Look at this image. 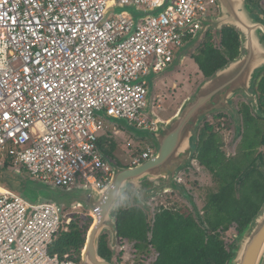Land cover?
Returning a JSON list of instances; mask_svg holds the SVG:
<instances>
[{"label":"built area","instance_id":"2783aa9c","mask_svg":"<svg viewBox=\"0 0 264 264\" xmlns=\"http://www.w3.org/2000/svg\"><path fill=\"white\" fill-rule=\"evenodd\" d=\"M160 2L0 0V159L49 184L104 189L113 177L99 145L108 119L154 128L143 114L148 82L139 79L168 67L197 20L218 9L216 0H173L132 34L128 15L107 17L118 4ZM154 152L130 153L132 165ZM65 217L50 199L0 184V264H80L53 250Z\"/></svg>","mask_w":264,"mask_h":264},{"label":"water","instance_id":"95a60500","mask_svg":"<svg viewBox=\"0 0 264 264\" xmlns=\"http://www.w3.org/2000/svg\"><path fill=\"white\" fill-rule=\"evenodd\" d=\"M218 12L205 14L197 20L198 30L175 53L173 62L161 71H151L139 79L150 84L147 104L143 114L154 121V128L136 127L126 119H118L128 129L146 131L157 148L151 157L142 162L121 166L111 162L113 177L101 191H91L79 185L62 187L28 178L23 195L34 198L46 197L54 202L63 216L64 209L82 208L88 211L93 221L87 231L81 253L80 264H118L115 254L120 247L118 236V208L113 207V197L122 184L138 185L136 202L148 209L151 200L174 190L179 171L191 163L193 138L203 118L215 110L227 109L231 100L238 94H247L256 71L264 65V45L260 41L261 26L249 13L244 0H216ZM173 0H161L157 7L142 9L136 5L118 4L111 8L107 17L113 14H126L134 22V33L139 22L150 16H159L172 6ZM233 27L240 37L239 55L219 68L212 76L199 82L195 91L186 97L176 113L169 119H162L152 111L153 81L179 68L188 53L194 50L209 30H222ZM113 120V119H110ZM21 173L20 170H17ZM150 183V187H145ZM154 212V210H153ZM108 236L112 254L103 256L100 251L102 236ZM227 264H264V203L236 237L231 257Z\"/></svg>","mask_w":264,"mask_h":264},{"label":"flooded vegetation","instance_id":"af4514ba","mask_svg":"<svg viewBox=\"0 0 264 264\" xmlns=\"http://www.w3.org/2000/svg\"><path fill=\"white\" fill-rule=\"evenodd\" d=\"M244 2L253 19L261 26L260 41L264 45V0H244ZM216 13L217 11L210 15ZM222 30H209L206 35L210 34L214 45L223 51L220 45ZM198 47L199 45L186 56L194 63H197L195 56L200 52ZM180 71L181 66L153 81V113H155V107L159 110L162 108L160 102L165 100L166 94L172 93V90L176 88L177 81L174 76ZM205 78L203 75V79ZM199 82L201 81L193 85L189 95L195 91ZM149 90L150 84L148 83V92ZM187 96L179 101L177 109ZM119 124L133 137L146 139L144 134H137L139 131L126 128L122 122ZM205 145H208L206 150L203 149ZM199 148L203 150V153L199 151ZM201 153L206 155L210 166L207 167L201 163L198 158ZM113 160L114 158L112 162ZM113 163L129 166L116 161ZM230 190L234 194L235 201H245L244 204L250 211L258 212L264 203V65L256 71V76L253 78L247 94L236 95L231 100L229 108L215 110L203 118L193 138L191 163L189 166L180 169L174 190L167 194L176 198L173 207L190 211L198 217L204 213L205 209L209 208V197ZM213 205L215 204L213 203ZM221 208L230 210L232 205L226 203ZM196 223L208 222L196 219ZM230 223L228 229L222 231V238L229 251L233 249L236 237L241 231L240 222L233 221ZM230 231L236 233L234 237L227 239L225 236ZM151 254L152 252H149L146 258L148 261H150ZM134 256H136L135 253Z\"/></svg>","mask_w":264,"mask_h":264},{"label":"trees","instance_id":"16d2710c","mask_svg":"<svg viewBox=\"0 0 264 264\" xmlns=\"http://www.w3.org/2000/svg\"><path fill=\"white\" fill-rule=\"evenodd\" d=\"M220 45L223 51L214 45L210 34H207L199 44L200 52L195 59L206 78L227 64L229 59L238 55L240 41L237 31L232 27H224L221 31ZM134 140L133 148H127L128 151H134L133 154L142 153L148 145L156 150L155 144H148L146 139L134 137ZM99 145L103 154L111 160L119 148L114 136L101 138ZM207 148L208 145L203 147L204 150ZM199 151L203 153L201 148ZM202 153L198 157L199 160L207 167L210 166L206 155ZM4 167L11 165L6 161ZM149 186L150 184H145V187ZM225 192L209 197V208L198 217L190 211L175 207L161 206L152 213L151 208L142 207L133 197L129 206L118 208L117 228L120 244L133 243L134 253L142 258H147L149 252L154 251L155 257L149 264H227L231 251L222 238V231L227 230L233 221L240 222L242 230L257 212L247 209L245 201L236 202L232 190ZM226 203L232 205L230 210L221 208ZM79 209L84 215L74 214L63 218L62 223H65L67 217H71V222L67 230L64 229V225L61 226L53 247V250L62 256L70 254L78 263L81 262L86 234L93 221L88 211ZM196 219L208 223H196ZM100 251L103 256L112 254L106 234L101 238Z\"/></svg>","mask_w":264,"mask_h":264},{"label":"rangeland","instance_id":"374dc122","mask_svg":"<svg viewBox=\"0 0 264 264\" xmlns=\"http://www.w3.org/2000/svg\"><path fill=\"white\" fill-rule=\"evenodd\" d=\"M174 79H176L177 81L176 88L172 90L173 91L172 93H167L166 96L164 97L165 100L163 99V101L160 102L162 104V108L160 110L157 109L156 107L154 109L155 114L157 116L160 115L162 119H168L176 112L179 101H181L185 96L187 95L189 96L188 93L189 91L192 92L193 85L198 81L203 80V75L197 63L192 62L189 58H185L183 64L181 65L180 73L175 75ZM108 121L109 123H106L108 129L112 131L115 139L119 143V148L114 153L113 162L116 161L124 165H129V166L132 165L131 163L132 157L130 156V153H133L134 151L132 150L128 151L129 148L126 145L130 141L133 142L134 137L119 124L120 121L117 122L115 120H110V119H108ZM135 130L139 131V133H137L138 135L144 134L146 136V140L149 142L148 144H155L154 146L157 148V143L151 139L150 135L146 131L141 129H135ZM133 145H135V140ZM4 163L5 161L3 159H0V184H2L6 188L14 192L21 193L23 195L22 192L25 190L26 181L28 178H30L29 174L26 171L22 172V170H20L21 173H19L17 171V168L14 167L13 168L4 167ZM145 184H150V183H145ZM25 197L31 201L39 200V198H34L32 194ZM175 200H176L175 197L167 193L155 197L154 199L151 200L150 208L152 210V213L153 210L155 212V209L161 206L173 207L175 204ZM74 214H79L81 216L84 215V213L82 214V211L79 208L64 210L65 216L67 215L72 216ZM235 233L236 232L234 231H230L228 232V234H226L225 237L227 239H231L232 236L234 237ZM150 257H151L150 261H148L146 258L143 259L142 257L134 256L133 243L125 242L124 244H120V247L116 251L115 261L118 264H149L155 257L154 251L152 252Z\"/></svg>","mask_w":264,"mask_h":264},{"label":"clouds","instance_id":"9594fccd","mask_svg":"<svg viewBox=\"0 0 264 264\" xmlns=\"http://www.w3.org/2000/svg\"><path fill=\"white\" fill-rule=\"evenodd\" d=\"M138 185L122 184L119 189L115 192L113 200V207H127L132 201V198L137 196Z\"/></svg>","mask_w":264,"mask_h":264},{"label":"crops","instance_id":"0c3cea01","mask_svg":"<svg viewBox=\"0 0 264 264\" xmlns=\"http://www.w3.org/2000/svg\"><path fill=\"white\" fill-rule=\"evenodd\" d=\"M155 79H156V78H155ZM157 79H159V78H157ZM180 105H181V104H180ZM178 108H179V107H178ZM176 111H177V110H176ZM175 113H176V112H175ZM175 113H174V114H175ZM174 114H173V115H174ZM173 115H172V116H173ZM160 118H161V117H160ZM168 119H169V118H168ZM165 120H166V119H165ZM105 136H107V137H111V136H114V135H113L112 131L109 130V131L107 132V134H105L102 138H104ZM130 142H132V141H130ZM133 142H134V140H133Z\"/></svg>","mask_w":264,"mask_h":264},{"label":"snow or ice","instance_id":"6c2138e0","mask_svg":"<svg viewBox=\"0 0 264 264\" xmlns=\"http://www.w3.org/2000/svg\"><path fill=\"white\" fill-rule=\"evenodd\" d=\"M7 119V117H5Z\"/></svg>","mask_w":264,"mask_h":264}]
</instances>
